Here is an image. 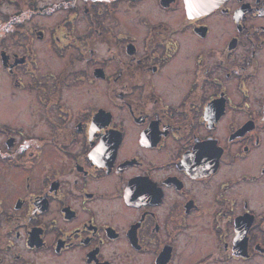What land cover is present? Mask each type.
I'll return each mask as SVG.
<instances>
[{"label":"flooded vegetation","instance_id":"flooded-vegetation-1","mask_svg":"<svg viewBox=\"0 0 264 264\" xmlns=\"http://www.w3.org/2000/svg\"><path fill=\"white\" fill-rule=\"evenodd\" d=\"M264 0H0V264H264Z\"/></svg>","mask_w":264,"mask_h":264},{"label":"rangeland","instance_id":"rangeland-1","mask_svg":"<svg viewBox=\"0 0 264 264\" xmlns=\"http://www.w3.org/2000/svg\"><path fill=\"white\" fill-rule=\"evenodd\" d=\"M264 263V262H263Z\"/></svg>","mask_w":264,"mask_h":264}]
</instances>
